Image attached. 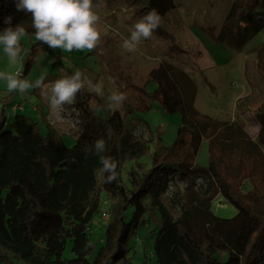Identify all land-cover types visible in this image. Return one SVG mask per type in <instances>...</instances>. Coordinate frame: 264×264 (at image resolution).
Returning <instances> with one entry per match:
<instances>
[{"label": "trees", "instance_id": "obj_1", "mask_svg": "<svg viewBox=\"0 0 264 264\" xmlns=\"http://www.w3.org/2000/svg\"><path fill=\"white\" fill-rule=\"evenodd\" d=\"M123 1L142 17L155 10L160 21L153 33L173 40L167 27L174 0ZM9 16L11 25L4 22ZM17 25L26 33L34 32L31 15L17 11L16 0H0V32ZM263 28L264 0H233L216 40L243 51ZM253 55L254 66L245 69L249 90L236 106L238 110L253 106L259 125L254 140L235 121L200 114L193 104L190 78L163 62L149 72L155 90L142 89L137 106L130 108L124 102L121 110L148 109L143 100L154 98L165 111L180 112L182 122L169 145L148 127L150 137L136 135L120 109L104 117L95 114L90 104L93 95L85 88L73 104L78 130L72 146L56 129L43 132L34 119L23 114L8 119L2 110L0 263L129 264L131 235L151 221L153 264H264V192L257 194L251 182L244 191V181L239 186L231 183L218 155L228 149L240 151L264 180V43ZM31 64L32 59L24 64L22 78ZM182 82L189 88H183ZM97 139L105 140L102 154L117 163V179L111 183L105 182L107 174L97 175L101 167L93 148ZM203 139L209 151L204 167L195 163ZM218 194L236 208L234 216L221 218L212 212L211 201ZM105 200L109 217L97 243L90 238V225Z\"/></svg>", "mask_w": 264, "mask_h": 264}, {"label": "rangeland", "instance_id": "obj_2", "mask_svg": "<svg viewBox=\"0 0 264 264\" xmlns=\"http://www.w3.org/2000/svg\"><path fill=\"white\" fill-rule=\"evenodd\" d=\"M232 1L174 0L175 8L169 15L170 25L167 27L173 34V40L153 33L150 39L142 40L134 52H128L122 47L123 40L130 36L134 23L142 16L134 13L123 0H93V10L100 18L96 25L100 32V42L96 49L91 52L53 50L36 41L34 32L26 33L21 38L22 50L15 63L8 60L0 45V71L19 73L22 78L24 64L32 59L31 67L22 79L34 82L44 77L45 84L50 85L56 79L80 70L93 84H102L103 95L92 92L87 82L84 88L93 95L90 104L95 114L104 117L115 109L121 110L124 102L129 103L130 108L137 106L142 97V89L152 92L156 88L157 84L150 79L149 72L162 62L169 63L176 73H185L190 78L195 88L193 104L200 114L222 122L235 121L254 140L259 125L253 106L248 105L249 107L238 110L236 104L238 98L249 90L245 69L251 70L254 66L253 51L264 43V28L246 43L243 51H236L229 45L219 43L216 35ZM262 83L264 85V78ZM182 84L183 88H189L186 82ZM113 92H122L127 99L121 105L109 109L107 97ZM143 102L149 106L148 109L129 112L121 110L129 119L133 132L150 137L151 131L154 136L160 134L164 145L173 143L182 122V114L178 111H165L158 99L147 98ZM2 110L8 119H13L16 114L34 119L43 132L50 127L57 129L67 146H72L75 142L78 130L76 109L73 105H65L62 110L52 109L47 95L41 89L32 88L25 94L9 92L6 82L0 80V113ZM218 155L221 156V166L231 183L239 186L244 181V191L251 182L257 194L264 192L263 173L255 170L254 164L240 151L228 149L218 152ZM195 163L202 167L209 163L206 139L201 142ZM129 168L130 163L123 168L125 183ZM170 195L168 193L164 199L168 200ZM102 198H105L104 195ZM258 204L263 207V203ZM211 210L221 218H230L236 214V208L221 194L211 201ZM105 225L106 220L101 217L100 211L93 217L90 225L89 234L93 242L100 243ZM152 227L151 221H147L140 224L131 235L129 264L155 262L152 255ZM65 254H70L69 247ZM226 257V253H223L222 260H226Z\"/></svg>", "mask_w": 264, "mask_h": 264}, {"label": "clouds", "instance_id": "obj_3", "mask_svg": "<svg viewBox=\"0 0 264 264\" xmlns=\"http://www.w3.org/2000/svg\"><path fill=\"white\" fill-rule=\"evenodd\" d=\"M93 0H16V10L31 15L32 28L36 41L46 44L50 49L65 52L96 49L100 42V32L96 25L98 14L93 10ZM11 16L5 18V23L11 25ZM160 21L159 14L151 10L133 25L128 38L123 40L122 47L128 52H134L142 40L152 37ZM26 34L25 28L17 25L9 26L0 32V45L11 63H15L21 53V38ZM0 80L6 82L9 92L25 94L29 89L38 88L47 95L48 103L54 110H62L65 105H73L77 94L84 89L87 82L90 90L97 95H103L101 83L93 84L83 76L80 70L72 75H64L50 85L45 84L44 77L34 82L20 78L19 73L0 71ZM127 99L122 92H113L107 97L109 109L121 105ZM105 140L97 139L93 145L95 154L99 156L97 175H106L105 182L111 183L117 179V163L111 157L102 153L105 151Z\"/></svg>", "mask_w": 264, "mask_h": 264}, {"label": "built area", "instance_id": "obj_4", "mask_svg": "<svg viewBox=\"0 0 264 264\" xmlns=\"http://www.w3.org/2000/svg\"><path fill=\"white\" fill-rule=\"evenodd\" d=\"M107 207H108V203H107V201L105 200V201H103L102 202V206H101V217L104 219V220H106L108 217H109V213H108V209H107Z\"/></svg>", "mask_w": 264, "mask_h": 264}, {"label": "crops", "instance_id": "obj_5", "mask_svg": "<svg viewBox=\"0 0 264 264\" xmlns=\"http://www.w3.org/2000/svg\"><path fill=\"white\" fill-rule=\"evenodd\" d=\"M54 129V128H53ZM57 130V129H56Z\"/></svg>", "mask_w": 264, "mask_h": 264}]
</instances>
